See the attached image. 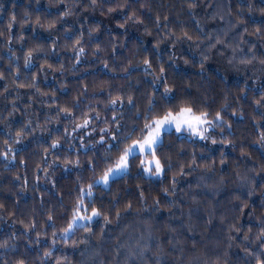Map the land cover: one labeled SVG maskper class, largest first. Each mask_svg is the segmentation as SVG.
<instances>
[{
	"label": "trees",
	"instance_id": "1",
	"mask_svg": "<svg viewBox=\"0 0 264 264\" xmlns=\"http://www.w3.org/2000/svg\"><path fill=\"white\" fill-rule=\"evenodd\" d=\"M0 264H264V0H0Z\"/></svg>",
	"mask_w": 264,
	"mask_h": 264
},
{
	"label": "rangeland",
	"instance_id": "2",
	"mask_svg": "<svg viewBox=\"0 0 264 264\" xmlns=\"http://www.w3.org/2000/svg\"><path fill=\"white\" fill-rule=\"evenodd\" d=\"M184 53L187 58H194L198 62H202L201 60L204 59L202 56L203 53L199 49ZM214 54L215 52L213 50H209L205 53L210 61L215 60ZM208 66L211 65L208 63ZM236 67L239 69L236 64L229 66L226 63H218L215 68L220 72L226 70L224 74L221 73L222 76L226 79H231L230 75H232V70L230 69L232 68L237 71ZM246 70L247 69H243V73L237 72L239 77H245L246 73H248ZM209 124L210 123L204 115L194 114L188 108H183L177 113L168 114L152 121L145 136L141 140L133 141L121 155L117 163L110 168L108 172L96 179L93 182V185L107 189L112 180L128 173L130 158L135 155H139L143 158L141 171L146 177L160 178L162 175V169L157 158L153 154L156 146L161 142L162 136L165 133L173 131L177 134L188 135L194 138H205L210 127ZM147 154H151L152 156L146 158ZM95 216V214H91L89 216H77L70 224L67 235L70 234L76 227L83 226L85 223L90 222L93 218H95Z\"/></svg>",
	"mask_w": 264,
	"mask_h": 264
}]
</instances>
